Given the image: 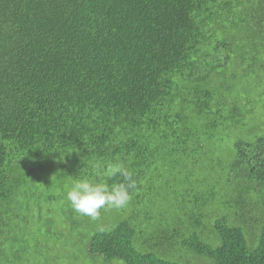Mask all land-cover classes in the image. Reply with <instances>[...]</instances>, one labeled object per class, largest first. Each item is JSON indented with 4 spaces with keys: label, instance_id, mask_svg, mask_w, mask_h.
I'll return each instance as SVG.
<instances>
[{
    "label": "trees",
    "instance_id": "16d2710c",
    "mask_svg": "<svg viewBox=\"0 0 264 264\" xmlns=\"http://www.w3.org/2000/svg\"><path fill=\"white\" fill-rule=\"evenodd\" d=\"M0 264H264V0H0Z\"/></svg>",
    "mask_w": 264,
    "mask_h": 264
},
{
    "label": "clouds",
    "instance_id": "9594fccd",
    "mask_svg": "<svg viewBox=\"0 0 264 264\" xmlns=\"http://www.w3.org/2000/svg\"><path fill=\"white\" fill-rule=\"evenodd\" d=\"M100 174L97 172L98 176ZM117 174L122 177V182L112 186L91 179L75 180L66 195L72 209L95 222L101 219L102 210L126 208L132 200L130 190L136 187V182L132 178L133 173L122 164L109 165L107 175L116 176ZM98 230L106 231L103 225L98 226Z\"/></svg>",
    "mask_w": 264,
    "mask_h": 264
},
{
    "label": "rangeland",
    "instance_id": "374dc122",
    "mask_svg": "<svg viewBox=\"0 0 264 264\" xmlns=\"http://www.w3.org/2000/svg\"><path fill=\"white\" fill-rule=\"evenodd\" d=\"M108 215H109V217H110V220H111L112 222H114L113 213H112L111 211H108ZM72 254H73V253H72ZM32 255H33L35 258H37V251L32 252ZM36 260H37V259H36Z\"/></svg>",
    "mask_w": 264,
    "mask_h": 264
}]
</instances>
